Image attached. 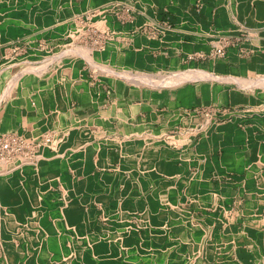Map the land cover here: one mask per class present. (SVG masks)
<instances>
[{"label": "crops", "instance_id": "obj_1", "mask_svg": "<svg viewBox=\"0 0 264 264\" xmlns=\"http://www.w3.org/2000/svg\"><path fill=\"white\" fill-rule=\"evenodd\" d=\"M109 2L105 45L70 52ZM0 136L39 264H264V0H0Z\"/></svg>", "mask_w": 264, "mask_h": 264}, {"label": "bare ground", "instance_id": "obj_2", "mask_svg": "<svg viewBox=\"0 0 264 264\" xmlns=\"http://www.w3.org/2000/svg\"><path fill=\"white\" fill-rule=\"evenodd\" d=\"M83 50H81V51H83ZM78 52H80V51H78ZM85 54H87V53H85ZM67 56H68V54H67ZM90 61H92V60L90 59ZM8 160L9 159H7V161ZM11 163H13V162H11ZM9 164H10V162L0 161V175H3V176L5 175L4 177L11 176L14 168L13 169H8V168L6 169L4 167L6 165L8 166ZM7 179H9V178H7ZM19 186L14 187V186L10 185L9 182L0 181V245L3 247V254L1 255V253H0V255H1L0 264H14V263L39 264L40 262L38 263L37 256H38L40 249L44 245L45 238L47 235L46 233H44L45 231L43 232V229L39 225V221H41V219L44 217V215L42 214L43 213L42 212L43 198H42V196H39V197H37L38 198L37 201H34L32 199H27V198H30L28 196H27L26 200L21 199L22 203L25 202L26 205L28 204L31 207L30 206L24 207L20 211L19 210L20 206L17 207V205L19 203H17L18 195L16 194V191H18L16 189H18ZM10 205L12 207H10ZM17 231H18V233H17ZM156 237H157V235H156ZM19 238L21 241L16 242V240H18ZM71 243H73V242H71ZM112 243H113V241H112ZM120 245H123V247H125L124 243L120 244ZM144 248H145V246L143 245L142 242H140V243H138V245L134 246L133 249L128 248V250H125V253H127V252L131 253V251H133L131 253L132 256H131V254H129V258L127 259V261L130 263L137 261L138 258H136V257H138V255L136 253L139 252V254H141V252H143ZM112 249L114 250L115 247L111 246L109 251L106 253V255H104L101 258L90 256V254L92 256H94L93 255L94 252H93L92 247L89 246L88 244H86L85 249H83L82 252L87 254V257H85L87 259V264H116V263L122 264V261H118V259L120 257L118 259L116 258L117 260H115L113 258ZM120 251H121V249H120ZM120 251H119V253H120ZM74 256H76V254H74ZM125 257H127V256L125 255ZM141 258H143V257H141ZM158 258L159 257H157L154 254L153 256H151L150 261L154 262L153 260L154 259L158 260ZM43 260H45V259H43ZM72 260H73L72 263L77 262V259H75V258ZM60 264H68V263L64 260ZM157 264H159V263L157 262Z\"/></svg>", "mask_w": 264, "mask_h": 264}, {"label": "rangeland", "instance_id": "obj_3", "mask_svg": "<svg viewBox=\"0 0 264 264\" xmlns=\"http://www.w3.org/2000/svg\"><path fill=\"white\" fill-rule=\"evenodd\" d=\"M112 3L113 2H109L105 5H103L102 7L95 8V9L88 11L87 16H86L87 17L86 22H82L81 18H79L76 22L72 23L73 28L71 29V33L67 35V39H66V47L70 51H77V50L81 51L84 49L81 52L86 51L85 53H88L90 51V49H85L84 47H82L83 42L87 43L89 45H92V46H94L95 44L105 45V42L108 40V38H106V37L109 36V34L107 32L110 30V27H109V25H107L108 23H106V21L103 22L104 24H102V27H100L99 26L100 24L99 25L97 24V22H96L97 19L94 17H97L96 15H98V16L102 15L105 18L106 15L110 14L116 8V6L113 5L114 3L113 4ZM105 20H106V18H105ZM59 49H61V48H59ZM50 54H51V52H46V51L44 52L43 51V53L40 55L41 56L40 59L46 60ZM24 61H26V63H29L27 61H31V60L27 59V57L25 58V55H24ZM25 65H36V63L35 64H25ZM7 168L13 169L14 163L10 162V164L7 166ZM12 185L15 186V183L12 182ZM42 219H41V221H39V225L43 229ZM103 223H105V222H103ZM18 231H17V233H18ZM44 231L45 230L43 229V232ZM44 233H46V232H44ZM140 237H141V235H140ZM110 239H114V238L110 237ZM20 241H21L20 238L18 240H16V242H20ZM115 241L119 242L120 244H122V242H124L123 239H119V238H117ZM120 244H118V246L116 248H118L119 251L121 249V252L125 251L126 247H123V245H120ZM89 246H91V245H89ZM91 247L93 249L94 246H91ZM0 253H1V255L3 254V247L1 245H0ZM1 255H0V257H1ZM72 256H70V258ZM72 258H78V257L73 256ZM67 259H69V257ZM67 259H65V261L68 264H75V263H72L71 261H67ZM60 263L61 262H56L55 264H60ZM14 264H20V263H14ZM76 264H81V263H76ZM82 264H84V263L82 262Z\"/></svg>", "mask_w": 264, "mask_h": 264}, {"label": "built area", "instance_id": "obj_4", "mask_svg": "<svg viewBox=\"0 0 264 264\" xmlns=\"http://www.w3.org/2000/svg\"><path fill=\"white\" fill-rule=\"evenodd\" d=\"M21 147L19 139L0 136V160L13 157L16 153L21 151Z\"/></svg>", "mask_w": 264, "mask_h": 264}]
</instances>
